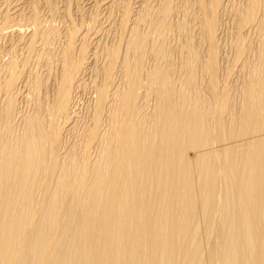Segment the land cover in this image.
<instances>
[{
    "label": "bare ground",
    "instance_id": "obj_1",
    "mask_svg": "<svg viewBox=\"0 0 264 264\" xmlns=\"http://www.w3.org/2000/svg\"><path fill=\"white\" fill-rule=\"evenodd\" d=\"M1 1L0 264H264V0Z\"/></svg>",
    "mask_w": 264,
    "mask_h": 264
},
{
    "label": "rangeland",
    "instance_id": "obj_2",
    "mask_svg": "<svg viewBox=\"0 0 264 264\" xmlns=\"http://www.w3.org/2000/svg\"><path fill=\"white\" fill-rule=\"evenodd\" d=\"M0 1H1V0H0ZM4 1H5V0H2L1 3H3ZM60 1H61V0H60ZM62 1H63V0H62ZM62 1H61V3L63 4ZM82 1H83V2H82ZM41 2H42V1H41ZM80 2H81V6H83V7H82L83 13L85 14V12H88V11L90 12V9H92L91 7L93 6V5H92L93 2H92V3H91L90 1L88 2V0H80ZM86 2H87V3H86ZM61 3H60V6L62 7V4H61ZM82 3H83V4H82ZM42 4H44V3H42ZM90 4H91V5H90ZM43 7H44V6H43ZM75 8L77 9V7H75V6L73 7V6H72V11H73L74 13L76 12ZM103 9H104V8H103ZM103 9H101V10H102L101 12H103V11L105 10V9H104V10H103ZM44 10H45L46 13H47V10H46L45 8L43 9V12H45ZM84 10H85V11H84ZM89 12H88V15H89ZM104 12H105V14H103ZM104 12L101 13V15H102V17H104V18L106 19V17H107V11L105 10ZM46 13H44V14H46ZM60 15L62 16V14H60ZM75 15H76V13H75ZM88 15L86 14V15H84V16H88ZM105 15H106V16H105ZM76 17H78V15H76ZM58 18H59V20H57ZM63 18H64V17L62 16V19H61V17L58 16V15H57L56 18H55V19L57 20V21L55 20V23L58 24V25L60 26V28H62V29L65 28V22H66L65 19H64V21H63ZM78 18H79V17H78ZM17 20L19 21V19H15L14 21L16 22ZM18 21H17V22H18ZM20 22H22V21H19V23H20ZM24 23H25V25H26L27 22L23 21V22L20 24V26H21V27L23 26V28H22L23 32L25 31V33H29V32L32 30V26L29 24V22H28V24H27L26 26L23 25ZM60 23H61L62 25H61ZM13 24H14V22H12V25H13ZM16 25H17V24L15 23V25L12 26L14 29H13V28H8L7 30H9V32L11 31V29H13V31H15V30L17 29V27H18V25H17V26H16ZM28 25H30V26H28ZM21 27H18V28H21ZM29 29H30V30H29ZM1 46H2L1 49L4 51L5 47H4L3 43L1 44ZM3 51H2V54L0 55V60L2 59V57H1L2 55H5V57L3 56V58H6V59L8 58V57H7L8 54H5ZM3 53H4V54H3ZM6 55H7V56H6ZM229 56H232V54L229 55ZM6 59H5V60H6ZM236 69H237V71H236ZM239 70H240V69H239L238 66H236V68H234V70H233V72H232V76H233V75H234V76H233V77L231 76L232 79H234V78L237 79V78H238L237 75L239 76V74H240V73H239ZM236 72H238V73H236ZM233 73H234V74H233ZM232 84H234V82H232L231 85H232ZM83 91H84V90H83ZM83 91H82V93H84V94H82V95L79 96V102H80V103H79V109H83V108L85 107L86 103H88V101H89V99H90V98H89V97H90V93L88 94V91H87V90H85L84 92H83ZM85 93H86V94H85ZM84 95H85V96H84ZM88 95H89V97H88ZM80 100H81V101H80ZM22 105H23L24 107H26L25 104H24V102L22 103ZM81 105H82L83 108L80 107Z\"/></svg>",
    "mask_w": 264,
    "mask_h": 264
}]
</instances>
